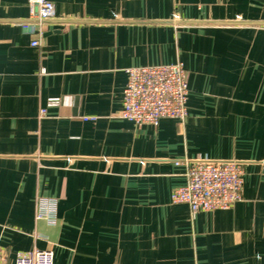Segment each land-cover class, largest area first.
Here are the masks:
<instances>
[{"label": "crops", "instance_id": "1", "mask_svg": "<svg viewBox=\"0 0 264 264\" xmlns=\"http://www.w3.org/2000/svg\"><path fill=\"white\" fill-rule=\"evenodd\" d=\"M53 1L40 33L28 0H0V264L35 247L55 264H264V0ZM178 61L186 120L121 118L126 69ZM198 159L243 163L242 199L172 203Z\"/></svg>", "mask_w": 264, "mask_h": 264}, {"label": "built area", "instance_id": "2", "mask_svg": "<svg viewBox=\"0 0 264 264\" xmlns=\"http://www.w3.org/2000/svg\"><path fill=\"white\" fill-rule=\"evenodd\" d=\"M31 17L42 23L56 16L53 0H28ZM40 39L32 41L39 46ZM128 80L123 91L121 118L137 125L158 126L164 118L185 121L188 115L189 84L183 62L134 66L126 69ZM60 97H50L48 106H59ZM46 109H41L45 113ZM185 181L171 192L172 203H185L191 216L198 212L229 209L243 197L245 168L237 160H191L186 165ZM55 197L39 196L36 217L51 225L57 222ZM14 264H55L54 251L35 247L16 254Z\"/></svg>", "mask_w": 264, "mask_h": 264}]
</instances>
